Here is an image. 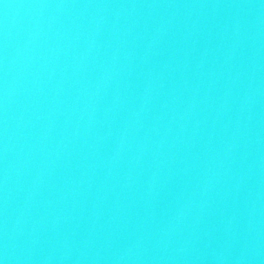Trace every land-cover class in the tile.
I'll use <instances>...</instances> for the list:
<instances>
[{
  "label": "water",
  "instance_id": "water-1",
  "mask_svg": "<svg viewBox=\"0 0 264 264\" xmlns=\"http://www.w3.org/2000/svg\"><path fill=\"white\" fill-rule=\"evenodd\" d=\"M0 264H264V0H0Z\"/></svg>",
  "mask_w": 264,
  "mask_h": 264
}]
</instances>
